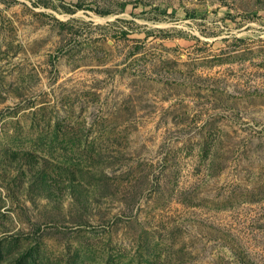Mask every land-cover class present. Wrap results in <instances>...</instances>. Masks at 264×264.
<instances>
[{"label": "rangeland", "instance_id": "obj_1", "mask_svg": "<svg viewBox=\"0 0 264 264\" xmlns=\"http://www.w3.org/2000/svg\"><path fill=\"white\" fill-rule=\"evenodd\" d=\"M0 264H264V0H0Z\"/></svg>", "mask_w": 264, "mask_h": 264}]
</instances>
